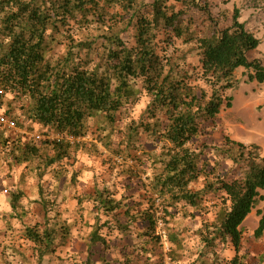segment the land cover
<instances>
[{
    "label": "trees",
    "instance_id": "1",
    "mask_svg": "<svg viewBox=\"0 0 264 264\" xmlns=\"http://www.w3.org/2000/svg\"><path fill=\"white\" fill-rule=\"evenodd\" d=\"M259 45L237 8L214 12L208 0H0V108L12 96L22 122L44 131L39 142L25 143L0 131V147L24 168L22 181L51 173L59 182L78 153L97 155L99 146L122 160L127 179L140 184L137 198L116 200L115 192L96 189L78 203L114 213L123 232L136 228L141 244L128 264H164V258L169 264H248L241 226L264 201V156L257 145L227 138L214 154L243 168L238 177L221 176L217 162L203 160L206 147L194 143L232 107L226 93L239 69L264 83V59L248 58ZM190 54L196 65L187 63ZM141 97L144 110L116 143L117 117ZM198 183L202 187L193 189ZM210 196L217 202L208 205ZM21 197L11 192L13 212ZM40 197L43 224L26 227L23 237L43 260L66 244L70 226L43 191ZM212 209L213 220L194 231L175 226L177 216L195 218L188 210L208 216ZM256 214L254 238L260 239L264 207ZM90 242L107 247L96 231ZM228 247L233 255L221 258L219 248Z\"/></svg>",
    "mask_w": 264,
    "mask_h": 264
},
{
    "label": "rangeland",
    "instance_id": "2",
    "mask_svg": "<svg viewBox=\"0 0 264 264\" xmlns=\"http://www.w3.org/2000/svg\"><path fill=\"white\" fill-rule=\"evenodd\" d=\"M208 1L214 12L225 11L230 14L234 8L240 11V22L244 23L246 30L260 42L258 49L251 52L248 58L264 59V0ZM176 46L184 52L190 49V46H183L180 42H177ZM61 52L62 48L56 50L57 55ZM187 63L196 65V57L193 54L187 55ZM226 95L232 98V107L222 110L218 117L208 124L204 135L195 141L194 146L206 147L203 160L209 161L211 166L217 162L219 164L217 172L221 176L235 178L240 175L242 164H235L223 156H216L214 149H225V140L228 138L243 145H257L259 154L264 156V83L249 81L248 71L239 69L236 72V84ZM146 102L147 99L141 97L138 102L127 105L122 110L117 117L119 130L113 136L116 143L121 140L125 126L138 119ZM15 107L12 96L8 95L4 100V109L10 110L18 124L14 121L16 130L4 133V136L11 140L18 139L22 143L29 140L39 142L40 138L42 140L44 131L22 122L20 112ZM90 125L94 128L93 122ZM146 146L147 150L152 149L150 144ZM69 163L70 166H66L67 175L59 182L53 179L51 173L42 180L27 175L22 181L20 176L24 168L15 166L0 147V264H87L88 261L91 264H128V259L131 261L135 257L141 244L136 237V228L130 226L128 231H121L115 226L114 213L104 215L92 202L79 205L78 198L91 195L96 189H109L116 193L114 196L116 200L120 198L124 200L125 197L126 199L132 197L134 200L141 193L139 182L127 179L126 173L122 172V160L110 155L101 146L97 155L89 156L80 152ZM201 187L202 183H198L193 189ZM16 191H20L23 197L19 200L18 211L13 212L10 194ZM40 191H43L46 201L59 211L60 218L70 226L66 244L43 260L38 259L32 244L23 237L26 227L43 224L45 213L40 202ZM261 193L264 196V191ZM216 202V197L207 198L208 205ZM263 207L264 201L258 204L241 226V253L248 256V264H264V237L254 238L259 221L256 211ZM172 212L176 213V210L173 209ZM188 212L195 218L183 220L181 216H177L175 226L194 231L199 228L202 221H211L214 218V209L208 216L193 213L191 210ZM48 216L54 217V212H49ZM158 228L160 229L161 225ZM93 231L105 238L107 247L91 244L90 237ZM167 245L164 243V251ZM219 252L221 258L228 259L233 255L231 247L225 250L219 248ZM164 264H169L167 258H164ZM177 264H187V261Z\"/></svg>",
    "mask_w": 264,
    "mask_h": 264
},
{
    "label": "built area",
    "instance_id": "3",
    "mask_svg": "<svg viewBox=\"0 0 264 264\" xmlns=\"http://www.w3.org/2000/svg\"><path fill=\"white\" fill-rule=\"evenodd\" d=\"M0 95H2V91H0ZM15 130H16V126H15L14 121L6 116L4 108L1 107L0 108V131H3L5 133H11V132H14Z\"/></svg>",
    "mask_w": 264,
    "mask_h": 264
}]
</instances>
